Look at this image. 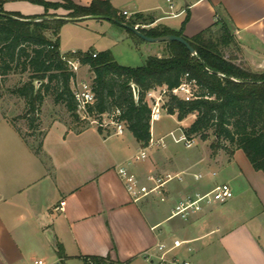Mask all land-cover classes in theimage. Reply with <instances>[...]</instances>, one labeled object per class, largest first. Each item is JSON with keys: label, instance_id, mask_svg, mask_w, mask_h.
<instances>
[{"label": "crops", "instance_id": "obj_1", "mask_svg": "<svg viewBox=\"0 0 264 264\" xmlns=\"http://www.w3.org/2000/svg\"><path fill=\"white\" fill-rule=\"evenodd\" d=\"M3 1L6 12L26 17L45 14L44 7L28 1ZM71 1L89 6L105 0ZM108 1L126 20L136 16L147 20L149 24H137L146 30L178 32L188 15L183 30L187 38L214 27L217 21L225 22L240 49L234 55L225 52L227 57L238 65L244 57L251 71H264V0ZM47 14L79 21L66 18L69 11L62 8L49 9ZM128 38L136 49L148 52L147 58L166 55L165 43H149L131 34ZM160 44L165 50L158 48ZM4 112L0 110L4 125L0 131V264H32L38 259L46 264H83L90 257L138 264L144 262V251L174 239L190 242L192 251L184 249L180 255L196 264H264V173L252 167L242 150L231 156L207 151L204 156L183 157L166 145L149 152L146 160L135 161L143 147L129 131L115 136L110 128L70 130L56 121L47 128L36 153ZM170 117L177 120L176 115ZM194 119L192 115L177 122L184 129ZM118 167H125L142 182L149 175H180L181 181L167 184L164 203L154 195L133 202L117 174ZM195 167L197 171L191 173ZM194 175L203 179L196 181ZM219 184L230 186L233 198L229 202L186 221L171 218L179 198L207 193ZM59 245L63 258L58 256Z\"/></svg>", "mask_w": 264, "mask_h": 264}, {"label": "trees", "instance_id": "obj_2", "mask_svg": "<svg viewBox=\"0 0 264 264\" xmlns=\"http://www.w3.org/2000/svg\"><path fill=\"white\" fill-rule=\"evenodd\" d=\"M22 1L44 7L45 14L26 17L20 13L6 12L3 7L5 1L0 0V79L10 75H29L27 81L11 90L24 101L23 118L28 122V129H34L40 107L50 96L54 104L65 106L72 118L80 122L71 88L76 75L62 60L57 38L61 26L68 21L48 15V10L62 8L69 11L68 19L106 16L132 27L138 21L147 20L139 16L126 20L108 0L93 1L89 6H79L71 0H60L61 3ZM187 21L188 15L178 32L168 28H139L138 31L152 38L169 35L181 37L193 48V55L177 41L165 43L164 57L150 56L139 67L118 64L111 51L98 53L96 57L89 52L68 54L69 58L78 60L81 67H88L93 75L91 87L95 101L88 110L89 114L99 119L116 109L120 110L119 119L125 122L126 130L145 147L151 138V110L145 101L146 92L158 86L176 88L188 74V80L195 83L197 98L185 102L172 97L168 104V114L176 115L178 122L195 116L192 124L182 129L185 137L207 141L208 132L212 131L215 138L212 149L223 150L230 156L235 150H242L252 167L264 173V71L253 72L226 56V50L236 43L227 23L217 21L216 26L187 38L183 34ZM217 26L221 34L215 37L214 29ZM128 32L137 38L133 32ZM47 33L53 35L54 39L48 38ZM132 85L138 87L137 99L134 98ZM11 122L28 142L15 118ZM98 130L102 131L100 128ZM30 145L34 152L39 153L42 140L37 146ZM57 252L63 258L64 251L60 245ZM85 262L117 264L108 258L98 257L86 258Z\"/></svg>", "mask_w": 264, "mask_h": 264}, {"label": "built area", "instance_id": "obj_3", "mask_svg": "<svg viewBox=\"0 0 264 264\" xmlns=\"http://www.w3.org/2000/svg\"><path fill=\"white\" fill-rule=\"evenodd\" d=\"M203 1V0H198ZM127 13L124 12V15ZM136 30L140 28L139 25L134 26ZM141 29V28H140ZM75 53V52H70ZM69 53V54H70ZM96 57V54H93ZM62 60L66 62L68 68L76 75L75 80L72 83V92L76 101L77 110L76 113L79 118L88 122L91 126L97 129H111L113 135L122 136L126 131V125L124 121L119 118L121 111L116 109L111 114L101 116L99 119L93 118L89 114V108L94 104L95 96L92 91L91 81L79 80L77 74L81 68L79 61L68 57V54H62ZM189 75L186 74L181 84L173 89H169L167 86H158L150 89L145 94V101L150 107V126L152 124L160 122L164 113L168 114V104L172 97L179 100L189 102L197 98L195 93V83L188 80ZM132 92L134 94V90ZM173 116V115H169ZM178 141L182 142L186 149H190L194 145V139H187L184 134L178 137ZM166 136L160 138H151L148 144L141 148L140 152L134 157L135 161H144L148 158L150 151L166 148ZM118 176L120 177L123 185L129 194L133 202H138L150 195L157 196L161 202H166V186L170 182L177 180L181 181L180 175H165L154 176L149 175L145 177V181L142 182L140 178L131 173L125 167H118L116 169ZM196 181L203 179L202 175H194ZM233 198V192L228 184H219L215 186L211 191L207 193H188L179 198L171 211V218H178L181 220H188L190 217L202 213L205 209L215 206L224 205ZM187 252L192 251L189 241H182L174 239L171 242L162 240L158 242L155 247L150 248L143 252L142 258L144 261L150 264H196L188 258L182 257L180 254L182 250ZM32 264H46L43 260H35Z\"/></svg>", "mask_w": 264, "mask_h": 264}, {"label": "rangeland", "instance_id": "obj_4", "mask_svg": "<svg viewBox=\"0 0 264 264\" xmlns=\"http://www.w3.org/2000/svg\"><path fill=\"white\" fill-rule=\"evenodd\" d=\"M54 16V15H53ZM139 25L146 24L148 22L138 21ZM129 32L123 27L102 19H83L79 21H69L64 23L58 32V41L60 49L69 54L68 52H79V53H92V52H105L111 51L118 62L122 65L129 67H139L143 65L144 60L148 56V52L145 49H136L133 42L129 41ZM217 34V35H216ZM220 27L217 26L214 29V35L220 36ZM50 38L54 39L53 35H49ZM156 46V45H155ZM160 50H165L164 44H160ZM240 52L237 43L231 44L226 50V53L234 55ZM163 52V51H162ZM95 54V53H93ZM227 56V54H226ZM229 57V56H228ZM239 64L246 67V61L244 57ZM250 69V68H249ZM253 71V70H252ZM253 72H263L253 71ZM28 74L23 76L10 75L4 79H0V110L6 111L11 119L15 118L16 124L27 136V140L32 142L34 146H37L47 128L54 122L59 121L64 123L70 130H81L85 127L91 126L86 122L80 120L77 122L68 113L65 106L56 105L53 102L52 97L45 98L43 105L40 107L39 119L34 123V129H28L27 120L24 117L25 105L24 101L11 93V90L21 83H24L28 79ZM93 76V75H92ZM92 76L90 71L86 69H79L77 78L79 80L91 81ZM190 120L186 121V124ZM0 119V131L3 130V123ZM127 131V130H126ZM183 134L182 128L174 117L168 116L166 113L162 115L160 122L152 124V136L154 138L160 136H166L167 149H172L180 156H192L195 154L205 155L207 151L211 155H215L217 152H223V150H214L211 148V144L215 138L212 131L208 132V140L201 141L199 138L194 139V145L190 149H186L184 144L178 141V137ZM171 147V148H170ZM166 149V150H167ZM197 152V153H196ZM151 153V151H150ZM152 155V154H151ZM203 155V156H204ZM197 167L192 169L191 173L197 171ZM174 180L172 182H175ZM171 182V183H172ZM165 210L166 206H162ZM167 212V211H165ZM83 264H93L92 262H85ZM138 264H150L146 261L139 262Z\"/></svg>", "mask_w": 264, "mask_h": 264}, {"label": "water", "instance_id": "obj_5", "mask_svg": "<svg viewBox=\"0 0 264 264\" xmlns=\"http://www.w3.org/2000/svg\"><path fill=\"white\" fill-rule=\"evenodd\" d=\"M82 19H102V20L111 21V22L123 27L124 29L133 32L138 38H140L146 42H149V43H166V42H170V41H177V42L183 44L189 50V52L192 55L194 54L193 48L181 37L171 36V35L163 36V37H156V38L148 37V36L140 33L134 27L129 26L125 23H122L118 20L106 17V16H89V17H85V18H81V19H74V20H82ZM133 90H134L135 97L138 98V94H139L138 87L134 85Z\"/></svg>", "mask_w": 264, "mask_h": 264}]
</instances>
